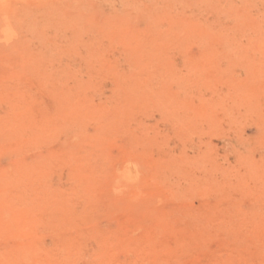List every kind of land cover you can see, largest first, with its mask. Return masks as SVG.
<instances>
[{"label":"rangeland","instance_id":"obj_1","mask_svg":"<svg viewBox=\"0 0 264 264\" xmlns=\"http://www.w3.org/2000/svg\"><path fill=\"white\" fill-rule=\"evenodd\" d=\"M0 264H264V0H0Z\"/></svg>","mask_w":264,"mask_h":264}]
</instances>
